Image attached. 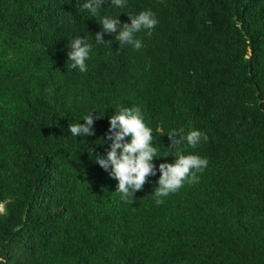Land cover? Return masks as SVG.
Wrapping results in <instances>:
<instances>
[{
  "label": "trees",
  "instance_id": "trees-1",
  "mask_svg": "<svg viewBox=\"0 0 264 264\" xmlns=\"http://www.w3.org/2000/svg\"><path fill=\"white\" fill-rule=\"evenodd\" d=\"M84 2L0 0V264H264V0L102 4L121 24L155 14L138 50ZM75 36L94 45L84 73L67 61ZM121 107L153 129L157 166L174 162L169 130L206 135L184 153L208 161L197 180L156 204L157 171L121 200L95 163L111 140L81 150ZM90 110L94 135L74 139Z\"/></svg>",
  "mask_w": 264,
  "mask_h": 264
},
{
  "label": "clouds",
  "instance_id": "clouds-1",
  "mask_svg": "<svg viewBox=\"0 0 264 264\" xmlns=\"http://www.w3.org/2000/svg\"><path fill=\"white\" fill-rule=\"evenodd\" d=\"M126 2L127 0H85L80 7L87 11L90 18H94L101 25V32L111 34L119 46L127 45L138 50L142 42L136 38V33L153 29L158 23L152 11H141L136 15H128L130 22L124 24L118 20L119 14L116 16L99 15L101 5L104 3L120 9L125 7ZM101 32L95 34V44H99ZM111 43L112 41L107 42L109 46ZM93 46V43L83 36L69 39L65 46L68 49L66 55L69 66L72 69H78L81 73L86 72L88 70L86 61L90 58ZM96 113L99 112L90 110L80 120L69 124L68 133L74 139L80 137L81 141L84 137L93 136V120L102 119L104 116V114L96 115ZM81 120L83 123H80ZM108 125V136L99 139V143L93 142L92 147L83 145L81 150L87 149L91 158L96 145H102L106 139L111 140L106 155L104 157L96 155L95 163L117 181L115 192L120 194L123 201L133 202L134 193L141 190L147 178L156 176L158 171L159 177L152 194H154L155 203L162 204L164 197L178 191L185 182H195L197 173L203 171L208 164L206 158L194 152L184 154L187 148L195 149L202 138L207 139V136L199 130L193 129L187 133L183 129L169 130L166 133L170 140L168 148L174 152V162L161 163L157 166L153 164V160L158 159V148L153 142V129L145 124L138 107L119 108L108 117Z\"/></svg>",
  "mask_w": 264,
  "mask_h": 264
}]
</instances>
